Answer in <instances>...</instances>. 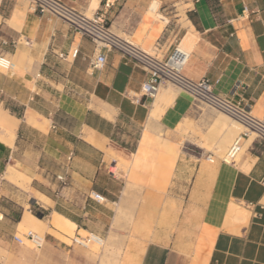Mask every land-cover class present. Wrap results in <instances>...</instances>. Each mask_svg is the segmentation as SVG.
<instances>
[{
  "label": "crops",
  "instance_id": "crops-1",
  "mask_svg": "<svg viewBox=\"0 0 264 264\" xmlns=\"http://www.w3.org/2000/svg\"><path fill=\"white\" fill-rule=\"evenodd\" d=\"M64 1L87 11L93 0ZM105 1L99 0L96 10L104 9ZM111 1L105 11L112 30L147 49L160 39L171 48L179 33L182 41L189 34L187 26L147 25L145 15L153 0ZM160 1L161 11L175 12L170 17L184 4L197 33L183 73L194 80L209 78L216 92L263 117L264 0ZM16 8L24 10V4L16 2ZM0 52L22 58L6 72L0 70V176L14 166L33 177L28 186L36 199V211L26 209L0 188V264H111L118 255L124 262L135 242L113 224L128 179L123 170L111 168L120 165L119 158L133 162L139 157L143 165L132 184L146 193L147 125L153 134L157 129L175 131L174 143H181L182 156L194 167L185 197L174 199L172 226L154 229L139 264H264L260 139L251 141L240 162H224L212 149L217 142L209 128L215 120L203 118L193 96L177 86L174 103L162 116L150 118L155 99L143 96L145 69L116 50L105 51L102 69H92L95 43L58 16L29 8L19 28L0 22ZM29 113L38 125L27 121ZM186 118L202 130L183 148L178 126ZM219 123L230 128L226 121ZM173 156L164 161L176 160ZM232 203L248 213L245 223L233 227L227 221ZM26 227L43 230L42 247L15 238L23 237ZM91 233L110 241L105 255L94 247L103 245L74 242Z\"/></svg>",
  "mask_w": 264,
  "mask_h": 264
},
{
  "label": "rangeland",
  "instance_id": "rangeland-1",
  "mask_svg": "<svg viewBox=\"0 0 264 264\" xmlns=\"http://www.w3.org/2000/svg\"><path fill=\"white\" fill-rule=\"evenodd\" d=\"M16 2L19 4L23 3L25 11L29 10L30 0H0V22L3 23V25H10L8 19L13 13V7ZM178 9L179 11L176 12L178 15L170 17L175 14V12L167 14L159 8L161 14L169 18V22L161 29L169 28L170 26H172V28L177 26L182 29L187 28L188 19L184 13V4H179ZM84 12L91 16L95 11L87 10ZM22 22L23 19L17 23L18 25H16V28H19ZM145 22L147 25L154 26L153 23H150L149 21L145 20ZM117 34L128 36L122 33ZM180 36L181 34L179 33L171 48L163 45V41H161V39L158 41L160 44L159 49H157L158 43L152 49H147L144 46H141L154 54L157 53L159 57H167L175 45L179 42H183L182 39H179ZM23 41H25V39H23ZM6 55L9 59H11V61L13 60V54ZM13 61L14 65L15 63H22V58L16 57ZM0 70L3 72L7 71L1 68ZM174 87L176 88V85L167 83L161 88V91L166 88L174 89ZM195 103V107L199 108L203 118L215 120V123L209 128V131L216 139L215 142H217L216 148L212 147V149H214L215 153L220 158H224L230 145L243 131L244 127L223 111L211 107L202 101H195ZM184 121L185 123H183ZM184 121L181 123L183 125L180 124L178 126L179 136H182L183 140V148L186 146L185 141L192 139L191 135H198L202 130L201 127L190 122L188 118ZM219 121H226V123L232 128L224 127L219 123ZM151 138L146 139V157H150L149 160L146 159V169L148 172V176H146V193L142 191L143 187L141 185L137 186L132 184L133 179L138 178L136 169L143 165V160L139 157L135 158L133 162L124 161L119 158L120 165L111 168L112 171L116 173L123 170L126 174V178L128 179L127 187L121 196V204L118 208V217L114 221L113 226L116 229L123 228L127 234V239H129L130 242H135L131 248L132 252L127 255L129 256L128 261L127 256L123 262V257L118 255L116 257H112L111 264H139L141 253L145 247V242L150 238V236H152L156 227L166 224L167 226H172L171 221L173 219H170V217L173 216V213L176 210L174 199L181 197L184 198L187 192V187L190 182L194 165L191 164L190 161L185 160L184 156H182L181 143L179 145L174 143L175 131L163 132L157 129L156 134H152ZM249 139L251 143L252 140L256 139V134L251 133ZM250 143L247 142V140L245 141L243 145L244 148H242L241 152L238 154L236 162H240L242 157L247 153V148ZM171 156L176 157V160H168L166 162L169 164H166L164 159H168ZM0 184V188L3 189V193L7 194L8 197L21 201L26 209L32 208L33 211H36V207L33 206L36 199L34 198L33 190L28 186V182L26 180L23 181L22 179L18 183H13L6 178V173H4L0 176ZM23 185L25 186V189ZM144 205H146L145 218L143 217ZM26 230H33L42 235L44 234L41 229L26 227ZM103 239V246L94 247L95 249H103L105 255L110 247V241L106 240L104 237Z\"/></svg>",
  "mask_w": 264,
  "mask_h": 264
},
{
  "label": "built area",
  "instance_id": "built-area-1",
  "mask_svg": "<svg viewBox=\"0 0 264 264\" xmlns=\"http://www.w3.org/2000/svg\"><path fill=\"white\" fill-rule=\"evenodd\" d=\"M112 4L111 0H106L104 9L96 10L91 16L64 0H30V9L58 16L69 23L75 32L90 38L97 50L95 57L90 61L92 69H102L107 61L105 51L116 50L124 58L145 69L147 76L141 87L143 96L153 99L163 86L172 83L190 93L195 101H202L238 121L244 129L230 145L223 158L224 162H236L238 154L251 133H255L256 139L264 143V116L258 117L252 113L248 105L216 92L209 78L194 80L187 77L183 70L189 60L190 52L181 48V42L173 47L167 57H159L157 53L154 54L143 48L130 36H122L114 32L107 18V11H105ZM159 45L158 43L157 49ZM72 54L76 56L78 49H74ZM12 64L7 55L0 52V68L9 70ZM57 177L62 181L65 180L64 175ZM15 238L20 243L28 240L36 247H42L45 243L44 235L33 230H28L23 237L16 236ZM74 242L82 246H88L90 242L103 245L104 239L98 234L91 233L87 238L75 237Z\"/></svg>",
  "mask_w": 264,
  "mask_h": 264
},
{
  "label": "bare ground",
  "instance_id": "bare-ground-1",
  "mask_svg": "<svg viewBox=\"0 0 264 264\" xmlns=\"http://www.w3.org/2000/svg\"><path fill=\"white\" fill-rule=\"evenodd\" d=\"M98 5H99V0H93L90 8L88 10L94 11L98 8ZM160 6H161V4H160L159 0H153L151 5L149 6V9H148L146 15H145V20L149 21L150 23H153L154 27H156L157 29H161L162 27H164L169 22V18L164 16L163 14H161V12L159 11ZM24 16H25V11L21 10L20 8H16L13 11L12 15L10 16V18L8 19V22L11 26L16 27V25H18L17 23L20 22V20L24 19ZM187 27H189V34L184 38L183 42L181 43V48L188 51V52H191L190 48H191V45L193 44L194 39L197 37V33L195 32L194 25L192 24V22L190 20H187ZM23 51H25V50H23ZM16 57H19V56L13 55V60L16 59ZM13 60H12V63H13L12 65H14ZM175 97H176V90L166 88V89L161 91V89H160L159 93L156 95V98L154 100L152 110L150 112V118L157 119L158 117H160V115L165 111V109L171 103H174L173 100ZM27 121L29 123L38 125L37 120L33 114L29 113V116L27 117ZM183 123H185V121ZM181 125H183V124H181ZM7 132L9 134L10 138L13 139L14 133L9 131V130H7ZM153 132H154V130L151 128V126L147 125L143 138L144 139L145 138L146 139L151 138ZM0 137H2V135ZM250 139L247 142L250 143ZM90 140L94 141V138L90 137ZM151 140H152V138H151ZM147 142H149V141H147ZM124 161H126V160H124ZM16 163L18 164V162H16ZM18 170L16 169V167L14 168L13 166H9L7 171H6V178L13 183H18L22 179H23V181L26 180L29 183L33 177H31V176L29 177L28 175L26 176V174L24 175L23 173H21ZM23 187L25 189L24 185H23ZM247 218H248V213L242 207H240L239 205H237L235 203H232L229 206L228 214H227V221H229V223H231L230 224L231 227H233V225H234L233 223H245L247 221Z\"/></svg>",
  "mask_w": 264,
  "mask_h": 264
},
{
  "label": "trees",
  "instance_id": "trees-1",
  "mask_svg": "<svg viewBox=\"0 0 264 264\" xmlns=\"http://www.w3.org/2000/svg\"><path fill=\"white\" fill-rule=\"evenodd\" d=\"M34 214H35V215H39V213H38V212H34Z\"/></svg>",
  "mask_w": 264,
  "mask_h": 264
}]
</instances>
